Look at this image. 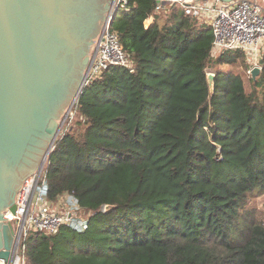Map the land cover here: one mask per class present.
Instances as JSON below:
<instances>
[{
  "label": "trees",
  "instance_id": "16d2710c",
  "mask_svg": "<svg viewBox=\"0 0 264 264\" xmlns=\"http://www.w3.org/2000/svg\"><path fill=\"white\" fill-rule=\"evenodd\" d=\"M130 2L111 28L133 68L84 86L83 129L59 138L46 167L49 200L74 196L87 227L35 233L29 264H264L253 201L264 194V57L250 90L240 73L215 70L212 95L210 26L179 7L156 13V0Z\"/></svg>",
  "mask_w": 264,
  "mask_h": 264
},
{
  "label": "water",
  "instance_id": "95a60500",
  "mask_svg": "<svg viewBox=\"0 0 264 264\" xmlns=\"http://www.w3.org/2000/svg\"><path fill=\"white\" fill-rule=\"evenodd\" d=\"M88 1L77 5L78 12L86 13ZM244 1H257L264 10V0ZM69 2L71 0H0V142L5 136L17 141L23 134L29 138L36 130L44 131L49 138L41 146L37 160L23 172V179L40 163L46 162L59 140L61 124L58 117L63 116L64 108L73 96L68 109L78 101L84 89L85 71L81 80V73L71 79L68 70V55L71 51L74 55L77 46L68 30L62 7ZM102 17L104 19L103 13ZM63 48H67L65 53H61ZM89 55L84 65H88ZM261 71V66H253L250 72L255 79ZM215 77V72L207 73L212 95L216 90ZM47 96L53 99L52 105ZM0 170V188L3 189L4 172L9 168ZM23 179L19 188H23ZM114 207L106 204L104 211ZM10 209L16 212L15 203ZM0 219L7 220L3 216ZM2 234L4 244L0 258L8 259L13 240L11 223L2 225Z\"/></svg>",
  "mask_w": 264,
  "mask_h": 264
},
{
  "label": "built area",
  "instance_id": "2783aa9c",
  "mask_svg": "<svg viewBox=\"0 0 264 264\" xmlns=\"http://www.w3.org/2000/svg\"><path fill=\"white\" fill-rule=\"evenodd\" d=\"M156 13L168 8L179 7L187 16L210 26L213 33L212 56L225 52L242 51L248 55L253 66H261L264 57V10L257 1L234 0H156ZM168 5V7H166ZM130 0H114L107 13L102 36L95 42L89 65L85 71L84 86L100 77L105 71L118 67L133 68L130 55L125 51L118 32L111 28L112 19L118 10H130ZM251 68L248 74L251 75ZM66 134V133H64ZM64 134L59 133V138ZM47 163L25 178L23 188L16 197V212L8 211L7 220L15 229V244L9 258H0V264H29L26 255L28 240L35 234L53 235L63 225H71L77 230H85L87 218L81 210L78 200H74L71 209L58 210L49 200L47 193ZM62 196V197H63ZM67 203L65 206L67 207ZM68 208V207H67ZM80 216V217H79ZM85 217V218H84ZM82 226V228H79Z\"/></svg>",
  "mask_w": 264,
  "mask_h": 264
},
{
  "label": "flooded vegetation",
  "instance_id": "af4514ba",
  "mask_svg": "<svg viewBox=\"0 0 264 264\" xmlns=\"http://www.w3.org/2000/svg\"><path fill=\"white\" fill-rule=\"evenodd\" d=\"M75 1L76 0H71V2L62 5L68 30L73 39L77 42L75 54L72 55L73 52L70 50L71 52L68 55V70L70 71L71 79H74L75 76L81 73L91 43L94 40L97 41L102 36L105 24L102 13L103 16H105V10H107V7L113 0H89L86 13L78 12L77 9V5L80 6L85 3L84 0ZM66 50L67 48H63L61 53H65ZM91 53L92 51L89 55V62ZM47 98L52 105L54 103L53 99L48 96ZM19 139L20 140L17 141L10 136H5V140L0 142V167L2 166L1 168H5L7 166L9 168L8 172H4V187L3 189L0 188V216L3 217H6V212L11 211V205L16 203V197L24 176L23 172L37 160L41 146L44 145L49 138H47L44 131L36 130L34 133H31L29 138L26 134H23ZM1 173L0 170V174ZM7 222L10 223L8 220L1 221L0 219V250L4 244L2 225ZM12 229L13 248L15 244V229L13 225Z\"/></svg>",
  "mask_w": 264,
  "mask_h": 264
},
{
  "label": "rangeland",
  "instance_id": "374dc122",
  "mask_svg": "<svg viewBox=\"0 0 264 264\" xmlns=\"http://www.w3.org/2000/svg\"><path fill=\"white\" fill-rule=\"evenodd\" d=\"M113 1H112V3H113ZM112 3L107 7V10H106V13H105V16H104V20L106 19L107 13L110 11ZM114 20H115V17H113V19H112V24H113ZM94 45H95V43L92 42L91 45L89 46L88 54L92 51V49L94 48ZM217 56H218V54H216L215 56H212V54H211V57H210V59L208 61V65H207V73L208 72H215V70H217V69L240 73L245 78L248 90H250V81H249L248 70H249L250 67L252 68L255 63L249 61L248 55L246 53H244V55L240 54V55L236 56V59L234 60L235 63L220 64L217 68L216 67L214 68L212 66V63H213V59L216 58ZM88 65L85 64L82 67L81 80H82V77H83V73H84V71H86ZM73 100H74V96L69 100L67 106L64 108L63 116L62 117H58V121L61 124L60 135L64 134V133H71V132L77 133V132H80L83 129V126H84L83 124H84L85 120L79 114V112L76 109V104L77 103H75L70 109H68ZM48 160H49V157L46 160V163L48 162ZM40 166H42V163H40L30 174H32L34 171H36L38 168H40ZM225 171L227 173H229L230 175H235L236 174V170L226 169ZM24 180H25V178L23 179V182H24ZM73 200L74 199L72 197H69V196L64 197L63 196L57 202H52V203L55 205L54 207H56L58 210L65 212L66 210L71 209V203H72ZM253 201L257 205V207L264 212V194L261 195V196H258V197H256V196L253 197ZM67 202H68V204H67L68 208L65 206V203H67ZM63 206H65L66 209H63ZM77 211H79L78 215L82 216V213L80 214V212H82V210L78 209ZM79 228H82V226H79Z\"/></svg>",
  "mask_w": 264,
  "mask_h": 264
},
{
  "label": "crops",
  "instance_id": "0c3cea01",
  "mask_svg": "<svg viewBox=\"0 0 264 264\" xmlns=\"http://www.w3.org/2000/svg\"><path fill=\"white\" fill-rule=\"evenodd\" d=\"M167 11L166 12H168V9H166ZM154 22V18L153 17H150L148 20H147V26H149L150 24H152ZM63 209H66V207L65 206H63Z\"/></svg>",
  "mask_w": 264,
  "mask_h": 264
},
{
  "label": "bare ground",
  "instance_id": "6f19581e",
  "mask_svg": "<svg viewBox=\"0 0 264 264\" xmlns=\"http://www.w3.org/2000/svg\"><path fill=\"white\" fill-rule=\"evenodd\" d=\"M48 158V157H47Z\"/></svg>",
  "mask_w": 264,
  "mask_h": 264
}]
</instances>
